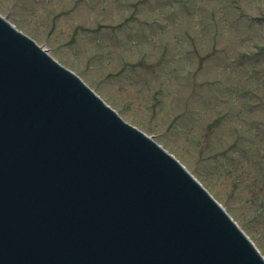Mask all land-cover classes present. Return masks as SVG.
I'll return each mask as SVG.
<instances>
[{
	"label": "water",
	"instance_id": "obj_1",
	"mask_svg": "<svg viewBox=\"0 0 264 264\" xmlns=\"http://www.w3.org/2000/svg\"><path fill=\"white\" fill-rule=\"evenodd\" d=\"M200 197L210 206L172 157L0 18V253L12 260L0 264H264Z\"/></svg>",
	"mask_w": 264,
	"mask_h": 264
},
{
	"label": "rangeland",
	"instance_id": "obj_2",
	"mask_svg": "<svg viewBox=\"0 0 264 264\" xmlns=\"http://www.w3.org/2000/svg\"><path fill=\"white\" fill-rule=\"evenodd\" d=\"M0 14L177 157L264 255V0H0Z\"/></svg>",
	"mask_w": 264,
	"mask_h": 264
}]
</instances>
